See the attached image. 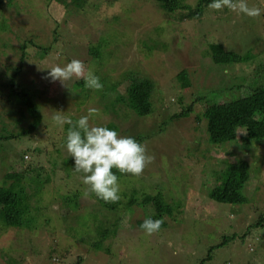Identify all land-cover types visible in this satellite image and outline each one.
I'll return each mask as SVG.
<instances>
[{"label": "rangeland", "instance_id": "rangeland-1", "mask_svg": "<svg viewBox=\"0 0 264 264\" xmlns=\"http://www.w3.org/2000/svg\"><path fill=\"white\" fill-rule=\"evenodd\" d=\"M31 1L37 6L24 19L15 4L30 6L27 0L11 5L5 0L0 9V21L11 26L2 35L13 44L0 52V85L10 84L9 76L15 73L44 120L37 135L2 143L0 186L7 172L25 171L28 161L49 182L37 192L24 181L29 226L6 224L0 213V264H200L211 247L232 233L236 239L213 249V258L205 264H264V226H258L264 223V140H247L240 129L235 141L210 144L204 118L206 107L264 86V0H246L249 7L261 9L257 17L206 6L195 18L185 17L186 10L168 12L156 0H91L82 9L71 0L48 6L44 0ZM198 1L187 3L194 8ZM30 31L50 47L43 56L33 44L21 56L17 37ZM212 43L245 60L216 62ZM72 59L81 60L85 72L92 69L103 88H86L83 78L65 84L52 81L49 69ZM133 77L153 84L149 115L138 116L117 101ZM184 81L189 84L184 86ZM90 108L97 110L90 125L113 122L110 129L134 136L153 157L139 176L120 175L122 203L113 210L100 204L82 183V175L68 178L75 173L72 158L64 139L57 142L66 137L69 126H59L54 117L66 115L75 121ZM8 127L0 125V132ZM29 145L41 152L27 153L28 161L21 160ZM65 158L68 162L61 166ZM228 164L251 168L245 204L220 203L208 195L226 181ZM134 192L139 202L160 192L171 206L159 231L148 235L139 227L138 220L152 213L153 204L128 208Z\"/></svg>", "mask_w": 264, "mask_h": 264}, {"label": "trees", "instance_id": "trees-1", "mask_svg": "<svg viewBox=\"0 0 264 264\" xmlns=\"http://www.w3.org/2000/svg\"><path fill=\"white\" fill-rule=\"evenodd\" d=\"M13 1L15 0H8V4L11 5ZM44 1H47V6L51 4L54 5L53 3L55 2L66 3V0ZM110 1L113 2L114 0H109V2ZM156 1L161 7L171 13H174L176 10H186L187 12L184 14V16L188 18L202 16L204 8L211 2V0H199L197 5L193 8L189 3H187V0ZM4 2L5 0H0V9ZM27 2L30 3V6L25 5L26 2L22 5L15 4L16 6L18 5V8L21 10V12L18 14L20 18L24 19L25 15H28V13L32 12L31 8L37 6L31 0H27ZM71 2L78 4V8L82 9L87 5H90L92 1L71 0ZM37 11L38 13H41L42 10L36 9L34 12L37 13ZM45 12V18H43L44 20H48L51 14L47 11V9ZM23 25V27L31 28V26H27V24L24 22ZM8 27L11 29L10 24L5 22V20L0 21V52L9 50L13 47V44L10 42V40L6 39L4 35H2L3 30H6ZM30 32L32 34L26 33L21 39L17 37L18 42L20 40L22 42L20 46L22 53L21 56L27 55L29 44L37 46L39 54L43 56L48 52L50 47L45 46V43L42 44L43 42L39 41V39H41V35H39L37 32ZM211 52L215 61L218 63H232L235 61L245 60V57L239 55L238 53L226 51L221 43H212ZM15 75L16 74L14 73L12 74V77L9 76L8 81L10 84L0 85V101L2 102L0 104V125H3V128L6 127L7 124L9 125L8 129H3V132H0V154L5 150V148L2 147V143L4 141H17L23 137L34 134L37 135L36 133L40 130L44 120L43 113L41 112L37 103L32 99L27 89H21L24 87V82L21 80L16 81ZM182 75L184 76V74ZM133 78L134 79L131 80L130 84L127 86L126 94L119 96L117 101L122 102L138 116L149 115L152 112L150 96L154 90L152 89L153 84L148 79L141 80L137 77ZM188 84L189 82L187 81L183 82L184 86H187ZM4 107L6 108L5 110ZM108 109L105 111H108ZM204 118L207 123L206 126L208 132V141L210 144L218 145L226 142H233L238 138V132L240 129L245 130L246 134L243 135V137L247 138V140H264V86L254 89L245 96L231 100H225L224 102L215 103L206 107L204 111ZM16 124L21 125L20 129H10ZM111 124L113 125L111 128H114L113 122L105 126L110 128ZM131 137L134 138V136ZM62 139L65 141V137L63 138L62 136L57 140V142H60ZM30 147L31 146L29 145L26 149H23L21 160L23 159L28 161L24 157L27 153L36 156L37 153L41 152L40 147H35L32 149ZM60 152L61 153L59 155L62 156V149ZM66 160V158L62 160L61 166L68 162ZM70 161L72 162V166H74L73 159H70ZM31 162L28 161V166L25 167L26 172L20 170L11 171L7 172L4 176L3 184L0 186V213L6 224L15 225L18 227H27L30 224L29 220L24 218V214L27 212L28 208L25 202V199L28 198V193L24 186V181L28 186L35 187L37 192H40L49 182V178H45L41 169L38 167H33ZM9 167L10 166H8V168ZM226 168L228 170L226 181L223 183V185H216L211 188L208 193L209 197L216 202L232 205L247 203L248 198L244 193V188L251 179V168L242 166L240 164H228ZM113 172L116 173L118 178L120 177L121 173H119L116 169H113ZM72 175L79 176V174L75 172L68 178H70ZM64 181L68 182L66 179ZM123 195L125 197L127 196L125 194ZM137 195V192H134V194L131 195L132 199L129 203H126L127 207L131 208L133 203H138L140 205L152 203V213H146L145 218L151 217L154 220L159 219L162 221L161 227L164 226L166 222L163 220V217L165 214L169 215L172 213V208L169 204H166V202L163 201V196L160 194V192L156 195H148L140 202L136 198ZM98 200L100 204L103 206L105 205L110 210L116 208L117 203H122L119 200L114 203L105 202L99 198ZM144 219L138 220L139 227ZM258 226L263 227L264 223H259ZM106 235L107 234L104 233L102 238H104ZM235 239L236 233L224 235L222 242L218 243L217 247L225 245L230 241L232 242ZM94 246L98 249L100 248L96 243H94ZM217 247H211L209 252H207V257L202 259L200 264H205L207 260L213 258L214 254H212V251ZM75 264H80V262L77 261Z\"/></svg>", "mask_w": 264, "mask_h": 264}, {"label": "clouds", "instance_id": "clouds-1", "mask_svg": "<svg viewBox=\"0 0 264 264\" xmlns=\"http://www.w3.org/2000/svg\"><path fill=\"white\" fill-rule=\"evenodd\" d=\"M208 7L219 11L228 8L237 14L248 17L261 15V9L249 7L246 0H211ZM48 76L52 81H66L74 77L83 78L86 88L99 91L103 88L100 78L92 69L85 72L81 60L72 59L63 66L49 69ZM97 110L90 108L88 114L73 121L70 116L56 115L54 120L63 127L67 124L64 147L68 156L73 159V169L82 175V183L88 190L105 202H116L120 199L118 176L121 174L139 176L153 157L147 154L145 146L131 136H122L107 126L90 125L89 120ZM162 221L145 218L140 228L148 235L159 231Z\"/></svg>", "mask_w": 264, "mask_h": 264}]
</instances>
